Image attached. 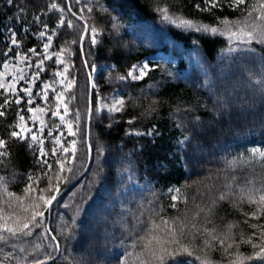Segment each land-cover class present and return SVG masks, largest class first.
Returning a JSON list of instances; mask_svg holds the SVG:
<instances>
[{
    "label": "snow or ice",
    "instance_id": "1",
    "mask_svg": "<svg viewBox=\"0 0 264 264\" xmlns=\"http://www.w3.org/2000/svg\"><path fill=\"white\" fill-rule=\"evenodd\" d=\"M4 3L5 12L15 9L13 15L7 19L19 22L24 39L31 34L43 43L42 51H38L36 46L28 47L25 51L24 39L17 38L16 26L11 23L6 26V39L10 43L2 55L0 95L3 96V102L0 103V118L6 117L7 110L14 109V122L8 125L10 130L7 132V139L0 137V166L12 164L11 145L20 142L26 144L33 156L35 171L26 174L27 183L22 194L9 189V185L15 183L18 176L15 170L11 179L0 176V264H59L58 256L63 255V252L58 236L51 234L53 229L49 226V217L52 206L60 195L61 184H67L71 175L77 171L72 165L77 158L78 145L84 149L85 157L90 159L93 151L90 125L94 115L102 121L103 114L107 113L110 120L107 127L111 128L113 114L126 112L129 102L133 108H143L141 115L144 117L158 110L160 101L151 99L159 92L157 85L152 84L147 89L140 90L145 100L151 99L147 107L143 106L140 97L128 93V88L134 82L143 81L149 76L159 66V61L145 58V61L132 64L126 74L116 72L114 76L116 66H108L105 81L112 86V92L109 96H103L98 74L103 72L104 66L97 65L90 59L91 49L101 45L100 38L104 35V28L97 27L95 4L74 0L75 5H80L78 11H74L73 0H67L64 6L57 0H49L46 10L33 15L29 21L25 9L16 0H4ZM225 6L233 13L239 12V16L233 19L227 15L216 16L214 23H203L185 17L179 10L170 11L167 4H157L155 7L162 22L185 32L200 33L201 37H224L228 41L227 52L234 54L228 57L221 55V60L226 61V64L219 68L214 77L213 69L217 65L205 62L200 55L199 40H192V54L200 68V74L204 77L199 86L208 92L210 98H214L212 108L207 105L202 107L211 112L213 118L206 122L201 116L194 115L191 120H180L176 124L180 129V137L175 139V150L167 154L165 160H158L157 168L166 169L165 161L179 160L187 169L196 158L195 153L203 148L200 137L206 135L213 123L219 122L220 118L226 116L231 121L232 98L238 93V87L233 84L229 88L228 82L235 70L238 69L246 75L247 89L252 92V99L247 101L248 105L253 108L257 102L264 105V0H202L195 8L200 12L211 13L217 9L223 11ZM99 11L107 15V23L112 25L109 38L118 43L120 29L124 27L121 23L123 17L119 14L113 15L115 8L104 5H100ZM53 17L56 19L53 20ZM26 24L29 26H25ZM31 25H35V30L30 28ZM65 27L75 37L63 41L59 50H52L54 39L60 36ZM77 52L83 57L82 67L88 69L85 85L86 124L83 127L81 122L84 117L79 108L74 112V119H68V94L77 84L76 77L71 75L75 69L72 57ZM53 58L57 68L52 72V79L43 82L40 91L34 93L33 89L37 87L41 74H46L45 62L53 61ZM253 65H258V72L252 70ZM167 75L172 76V73L167 72ZM21 82L24 86L18 88ZM87 89L94 91L95 96ZM50 92L53 94L54 105L48 103ZM36 97L45 102L44 107L33 106ZM71 99L75 100L76 97L72 96ZM176 111L191 114L198 109L195 105L183 110L177 106ZM49 113L51 124L44 119ZM56 119L59 120L58 124ZM134 119L127 121L130 129L125 135L150 137L154 146L162 133L155 126L146 132L132 129ZM37 124L39 127H36ZM61 128L67 130V136H79V140L65 141L62 130L59 135H55ZM45 132L51 138V146L47 149ZM257 143L258 146L245 148L232 156L231 160L225 159V168L217 169L212 174L219 179V174L223 173L219 184L212 176L204 177L201 184L205 180L211 182L204 184L203 193H198V202L193 197L191 207L188 197L183 195L182 198L180 188H168L167 191L171 194L169 207L176 210V215L164 214V207L157 203L160 193L154 191L153 200L149 201L147 208L143 204L139 205L144 209L139 216L130 213L131 226L127 218L123 221L124 230L121 235L123 237L126 232L134 238L131 245L133 251L128 252L125 247L123 253L113 254L114 259H107L104 264H130V258L133 264H181L177 257L182 256L191 258L185 264H264V139ZM95 151L96 167L88 184L90 192L97 184L108 179L106 161L102 159L106 149L97 141ZM143 152L144 146L140 145L131 152L124 153L123 158L118 160L122 165L118 174L123 176L126 172L128 181H131L136 171L131 157L142 155ZM178 201L184 205L182 211L178 208ZM85 203L87 199L81 198V202L76 204V214L70 218V222L61 218L59 236L65 242L74 239L79 215L85 211ZM225 205L239 212L243 220L227 221L225 216H220L219 213L224 210ZM244 205L251 211H242ZM64 207L69 205L64 204ZM145 213L147 219H144ZM244 246H248L251 251H243ZM217 252L220 253L221 260L213 261L211 254Z\"/></svg>",
    "mask_w": 264,
    "mask_h": 264
},
{
    "label": "trees",
    "instance_id": "2",
    "mask_svg": "<svg viewBox=\"0 0 264 264\" xmlns=\"http://www.w3.org/2000/svg\"><path fill=\"white\" fill-rule=\"evenodd\" d=\"M17 4L25 9V13L30 21L32 16L40 14L46 10V4L49 0H16ZM62 6L67 0H57ZM197 3H202V0H94L95 4L94 16L100 15L99 7L104 5L109 8H115L113 15L119 14L123 17L121 23L124 25L120 30V38L118 43L109 38V32L112 25L107 24L110 28L104 30L101 45L91 49L92 56L90 59L97 65H106L102 73H99V86L101 95L107 96L112 92V86L108 85L105 77L108 76V66L115 65L113 76L116 72L126 74L127 70L132 64L141 61L143 58L159 51L168 49L172 46L174 53V61H161L159 66L155 67L143 81L134 82L129 88L128 93L132 96H138L143 102V106L147 107L151 103V99L160 101V106L156 112L142 116L143 108H133L131 102L128 103L127 111L124 113L113 114V126L108 128L110 123L108 114L104 113V119L98 120L95 115L91 121V140L93 145L92 158L87 172L81 177L68 191L63 194L57 202L54 203L51 216V228L53 235L58 236L61 244L63 255L58 256L59 264H104L107 259H114L113 254H120L124 252L125 247L128 252H132L131 247L133 237L124 233L123 221L127 218L129 226H131V215L135 213L139 216L144 209L139 205L143 204L144 208L149 206V201L153 200L152 193H160L158 204L165 209V215H176V210L169 207L171 200L168 193V188L178 187L181 189L183 195L188 197L189 207L192 206L193 197H196L197 202L200 199L198 193L204 192V184L211 181H200L204 177L212 176L219 184L223 179V173L219 174V179L212 175L217 169L225 168V159L231 160L232 156L238 152L244 151L245 148L257 146L259 141L264 139V114L257 116V112L250 111L246 105L237 103L232 98V119L229 121L228 117H222L219 122H214L211 129L206 135L200 137L203 143V148L195 153L196 158L192 160L190 166L186 169L179 160L167 162L166 169L156 167L157 161L165 160V156L174 151L175 139L180 137V129L176 124L182 119L191 120L194 115L201 116L206 122L212 120L213 114L205 111L202 107L207 105L212 108L214 98H210L208 92L200 87L204 77L200 74V68L193 57L192 40H199V51L203 60L209 64H213L228 47V41L221 36L216 37H201L200 33L185 32L182 29L162 22L160 15L155 11L157 4L164 6L167 4L170 11L177 12L189 19L197 22L214 23L216 16L227 15L230 19L239 16V12L233 13L226 6L223 11L219 9L213 12H200L195 8ZM80 5H75L73 0V10L78 11ZM4 0H0V67L3 63V52L9 46L7 41L6 26L8 24L15 25L18 39H24L21 26L18 21H9L8 16L13 15L15 9L4 11ZM105 14V13H104ZM50 16L52 14H49ZM106 15V14H105ZM56 17H53L55 20ZM91 23V21H90ZM131 25V27H129ZM29 26V25H25ZM50 26L51 23H50ZM30 28L35 30V25ZM105 29V28H104ZM75 34L66 27L61 30V34L53 41V49L59 50V46L65 40H71ZM127 42H132L135 46L129 49ZM41 41L32 37L31 34L24 39V50L28 47L36 46L38 51L42 50ZM122 44H125V49ZM128 46V47H127ZM75 47V46H74ZM87 50V40L85 41ZM82 59L77 52L72 57L75 69L71 75L77 79L76 87L68 94L69 100V119H74V112L77 108L80 109L82 117V127L86 124L85 116V85L87 70L82 67ZM217 67L213 69L214 77L218 74L219 68L224 65L216 64ZM57 68L53 61L45 62L46 74H41L40 81H50L52 79V72ZM171 72L172 76L167 75ZM238 70L229 80V88L235 80H242ZM177 77L179 79H177ZM245 80V78H243ZM155 84L159 87V92L151 99L145 100L141 94V89H147L149 85ZM89 92V89H87ZM75 96L76 99H71ZM95 92L93 91V97ZM126 98V97H125ZM3 102V96L0 95V103ZM54 105L52 96L48 102ZM195 105L198 111L191 114H186L183 111L177 112L176 108L179 106L182 110L184 108ZM243 107L244 111H241ZM134 119L131 125L132 129L146 132L149 128L155 126L162 136L157 138L155 145L151 143L150 137H135L125 135L126 131L130 129L127 121ZM45 120L51 124L50 113L45 116ZM14 122V109H9L6 112V117L0 118V137L7 139V132L10 130L8 125ZM58 124V121L56 120ZM47 131V130H46ZM46 149L51 146V138L46 136ZM78 139L77 137H66L67 140ZM99 141L104 145L106 151L102 158L106 161L105 168L108 172V179L100 184H97L89 191L88 184L92 179L93 170L96 167V151L95 145ZM140 145L144 146L142 155H134L131 159L136 167L135 174L131 181L127 179V173L123 176L119 173L122 165L118 160L123 158L124 153H129ZM79 151L77 158L72 167L77 170L67 184H61V189L73 182L84 170L87 164V159L84 155V149L78 145ZM123 149V152H121ZM13 153L12 164L7 166H0V176L12 178V172L18 174L16 182L9 185L11 191L17 194H22V189L27 183L26 174L30 171H35L34 159L29 152L26 144L14 142L11 145ZM192 149L190 148V152ZM245 155L247 153L245 152ZM238 175L240 173H237ZM196 182V183H194ZM91 199H88V197ZM81 198L87 199V203L83 205L85 211L80 213L78 218V226L75 228V237L67 242L62 236H59L60 225L63 220L70 222V218L75 215V206L81 202ZM64 204L69 207L65 208ZM178 208L182 211L184 205L182 202H177ZM242 211H251V209L244 205ZM227 213V215H225ZM123 214V215H121ZM220 216H225L227 221H242L243 216L229 205L224 206V210L219 213ZM144 219H147L145 213ZM246 228V226H243ZM123 239V246L121 240ZM47 243V241H45ZM243 251L250 252L248 246H244ZM191 259L186 256L177 257L181 264ZM213 261H220V253L211 254ZM130 264H133L130 258Z\"/></svg>",
    "mask_w": 264,
    "mask_h": 264
},
{
    "label": "rangeland",
    "instance_id": "3",
    "mask_svg": "<svg viewBox=\"0 0 264 264\" xmlns=\"http://www.w3.org/2000/svg\"><path fill=\"white\" fill-rule=\"evenodd\" d=\"M93 1L94 0H82V3L87 2V3H91L92 4ZM107 20H108L107 15H105L102 12H100V15H97V18H96L97 27H102V28H105L104 30H106L105 24L106 25L107 24H110V23H107ZM107 28L110 31V28H109L108 25H107ZM120 30H122V29H120ZM103 36H105V35H103ZM102 37L100 39H102ZM122 45L124 47V50L127 51V49H125V47H126L125 44H122ZM127 45L129 46V47L127 46L129 49H132L135 46L132 42L131 43L130 42H127ZM227 48L225 50H223V52H221V54L219 55L218 59L213 62V65H216V64H219L220 63L221 65H224L225 66L226 61H222L221 60V55H224L225 57L234 55L232 53H228L227 52ZM173 53H174V50L173 49H172V51L170 49H168L167 51L166 50H161V51L159 50L156 53H153L150 56H147L146 58L149 61H151V60L170 61V60H173L174 59L173 58ZM53 59H55V58H53ZM142 61H145V58L143 60L139 61V62H142ZM101 66H104V69H107V66L106 65L102 64ZM150 67H151V65H150ZM251 67H252V70L253 71H256V72L259 71L258 65H253ZM0 70H3L2 67L0 68ZM29 71H31V70H29ZM238 71L241 73L240 75L242 77V80H236V81L234 80L233 81V84H236L237 87H238V93L233 97L234 101L237 102V103H240L242 105L243 104L246 105L247 106L246 108H249L250 111H252V109H253V111L257 112L256 113L257 114L256 117H258V115L259 116H262L264 114V105L260 104L259 102H257L256 107H254V108L253 107H250L248 105L247 101H249V100L252 99V92L247 89V85H246L247 78H246V75L242 71H240V70H238ZM243 78H245V80ZM40 80L37 81V87H35L33 89L34 93L35 92H39L40 91V85H42V83L45 82V81H40ZM232 85L230 86V88L232 87ZM22 86H24L23 85V82H21L20 85H18V88L19 87H22ZM57 88L59 89V85H57ZM52 95L53 94L50 92L49 93V96L51 97ZM107 96H109V95H107ZM36 105H39L41 107H44L45 106V102L42 99H40L39 97H36L33 106H36ZM241 111H244L243 107H241ZM28 115H30V114H28ZM44 119H45V117H44ZM68 119H69V117H68ZM56 120L59 123V120L58 119H56ZM29 125L31 126V122H29ZM36 127H39V125L37 124ZM61 130L64 131V133H65V141H66V137H67V130L66 129L61 128V129L57 130L54 134L55 135H59V131H61Z\"/></svg>",
    "mask_w": 264,
    "mask_h": 264
},
{
    "label": "water",
    "instance_id": "4",
    "mask_svg": "<svg viewBox=\"0 0 264 264\" xmlns=\"http://www.w3.org/2000/svg\"><path fill=\"white\" fill-rule=\"evenodd\" d=\"M90 92H91V95H92V90H91ZM70 187H71V185L68 186V187H66L65 189H63V190L60 192V194L63 193L64 191L68 190Z\"/></svg>",
    "mask_w": 264,
    "mask_h": 264
}]
</instances>
